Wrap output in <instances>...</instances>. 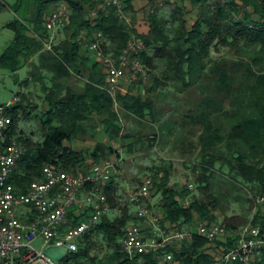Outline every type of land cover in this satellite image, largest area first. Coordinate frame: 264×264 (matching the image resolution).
<instances>
[{
  "label": "trees",
  "instance_id": "trees-1",
  "mask_svg": "<svg viewBox=\"0 0 264 264\" xmlns=\"http://www.w3.org/2000/svg\"><path fill=\"white\" fill-rule=\"evenodd\" d=\"M24 1L17 0L15 6L20 8ZM61 1L33 0L34 14L29 22L16 18L6 24L15 31V36L1 55L0 65L15 72L38 55V61L32 63V74L36 79L43 77V72L52 74V86L47 95L50 109L42 119V141H34L19 129L22 103H15L10 111L13 117L10 135L26 147L25 155L10 177L17 189L27 191L31 182L42 176L47 165L87 174L81 172V167L89 159L101 163L113 154L115 151L110 145L98 143L86 152L65 142L83 132L86 127L82 123L94 120L95 114L101 117L112 137L122 138L119 106L141 121L149 117L152 123H160V128L153 130L156 139L162 136L161 130L173 133L174 126H181L179 138L197 134L193 146L196 141L201 148V182H207L217 163H222L256 195L264 194V0L226 3L222 0H190L198 12L191 29L187 27L184 8L177 5L169 18L160 10L151 13L147 34L138 33L133 19L129 21L119 16L115 8L108 14L102 13L97 25L93 26L89 12L97 0H65L72 10L63 30L66 38L47 50L45 43L50 33L44 24L45 18ZM124 1L127 12L134 11V0ZM7 5L5 0H0V10ZM243 12L245 14L240 18ZM84 31L90 36L101 31L105 37L104 50L115 54H119L134 36L141 38L146 47L142 58L148 68L151 86L147 91L150 94L145 97L130 91L125 94L120 91L116 96L110 94L106 90V76L97 71L100 62L83 52V47H87L81 39ZM215 51L220 54L214 56ZM151 68L157 69L158 74L153 75ZM74 75L83 79V86L78 88L70 84ZM168 86L173 87L175 94L188 88H195L197 92V97L178 118V113L172 112L173 108H159L152 95ZM178 112L181 113V109ZM115 178L113 176L106 187V194L110 210L119 209L120 215L113 218L103 215L101 221L80 239L78 251L67 259L78 264L89 259L96 261L97 255H91L92 251L103 252L106 245L108 251L102 257L104 264H165L155 251L134 258L125 251L123 240L133 215L128 204L124 207L119 204ZM168 179L166 175L159 183L163 193L160 204L164 214L162 224L169 221L181 226L195 224L197 219L209 224L219 223L217 199L195 198L186 202L189 189L180 191L168 187ZM90 187L88 185V189ZM260 214L261 211L255 222ZM244 218L232 216L225 219L223 225L239 227ZM79 222L76 220L74 224ZM208 243L205 237L196 235L180 249L169 247L168 250L174 251L180 264H209L213 256L208 252Z\"/></svg>",
  "mask_w": 264,
  "mask_h": 264
},
{
  "label": "built area",
  "instance_id": "built-area-1",
  "mask_svg": "<svg viewBox=\"0 0 264 264\" xmlns=\"http://www.w3.org/2000/svg\"><path fill=\"white\" fill-rule=\"evenodd\" d=\"M168 1L154 0L149 5V14L164 8ZM112 8L119 16L129 21L132 19L127 16L124 0H97L89 12L92 25H97L101 14H108ZM71 13L69 3L62 0L46 16L44 24L50 33L45 43L47 50L55 46L57 34L68 25ZM81 39L100 62L107 80L106 90L113 96L122 90L123 83L149 79L148 68L142 58L146 47L141 38L134 36L119 54L104 50L105 37L101 31L91 36L84 31ZM15 103L14 100L8 104L0 103V264H78L67 258L78 251L84 234L110 211L106 187L120 171L118 161L106 159L87 174H75L47 165L42 176L33 180L27 191L17 189L10 177L25 155L26 147L10 135L13 124L10 111ZM88 185H91L89 189ZM154 185L153 177L148 176L131 196L140 205L137 218L145 219L153 230V235H146L139 225L128 226L123 244L131 258L155 251L162 263L180 264L174 251L168 248L177 249V245L192 241L199 235L205 237L210 247L216 250L209 264L264 263L263 193L256 196L259 208L254 209L245 225L228 228L220 223L197 221L167 230L162 226L161 216L143 203L151 195ZM75 206L91 211L78 224L69 220V212ZM260 211V217L255 222ZM39 238L44 241L43 250L34 246ZM49 246L67 247L68 254L60 262H54L44 253Z\"/></svg>",
  "mask_w": 264,
  "mask_h": 264
},
{
  "label": "rangeland",
  "instance_id": "rangeland-1",
  "mask_svg": "<svg viewBox=\"0 0 264 264\" xmlns=\"http://www.w3.org/2000/svg\"><path fill=\"white\" fill-rule=\"evenodd\" d=\"M5 1L8 3L7 7L0 10V57L15 36V31L7 28L6 24L16 18L25 19L29 22L28 19L34 14L33 0H25L22 2L20 8L15 6L17 0ZM153 1L149 0L148 7L146 5V7H138L134 11L127 12V16L131 17L133 22L137 24L143 17V19L148 20L149 16H146V14L150 15L149 5ZM177 5H181L184 8L187 27L190 29L197 20L198 12L193 6V13L196 17H186L187 5L185 0L180 1V4L177 0L168 1L166 6L160 9V13L169 18ZM244 14V12L241 13L239 17L242 18ZM65 38L66 33L64 31L59 32L55 45H59ZM224 51L225 49L222 50V53ZM83 52L91 59L93 58L92 52L87 47H83ZM213 54L214 56H218L220 52L215 51ZM37 61L38 55H35L26 61L25 66H22L15 72L0 65V103L8 104L13 100L16 103H22L24 108L20 112L19 129H23L24 133L32 137L34 141H42L44 135L42 119L45 112L50 108L47 98L49 92L47 90L52 86V74L43 72V77L36 79L32 74L34 72L32 63H36ZM91 62L89 64L93 66L94 64ZM98 70L104 74L102 66L97 68ZM151 73L153 75L158 74V70L151 68ZM73 77L72 86H75L76 83L80 84L79 87L83 86L81 84V82L84 84L83 79L77 75ZM148 80L143 83L140 81L123 83L122 87L127 88L128 91L134 94L145 97L150 94L147 91V87L151 86ZM175 93L176 91L173 90V87L168 86L152 93V95L159 108H165L166 110L173 108L172 112L178 113L176 114L178 118V116L188 109L189 103L197 97V92L195 88H188L181 94ZM117 107L122 126V138L112 137L101 122V117L95 114L94 120L88 121V125H85L86 129L78 134L82 136L81 139H78L77 135L69 141V144L73 148L76 147V150L80 149V151L86 152L93 150L98 143L113 147L115 152L106 159H116L118 161L120 171L115 175V181L119 187L118 200L122 207L127 206V204L129 205V210L133 215L129 225L137 224L145 229L147 221L136 217L140 205L138 202H134L131 196L133 192L139 190L143 181L148 176L154 178L156 186L152 189L151 195L143 200V203L149 205L154 211L163 214L160 206L163 200V193L159 187V183L166 175L169 178L168 187H174L180 191L185 188L189 189L190 193L186 197V202L192 201L195 198L206 200L210 198L217 199L219 205L216 213L218 214L220 224H223L225 219L238 215L245 217L244 222H239L241 223L240 226L245 225L250 220L254 209L259 208L256 201L257 195L249 185L236 179L231 174L228 166L217 163L212 174L210 173L209 180L201 182L200 176L202 170L199 166L201 148L197 145L196 141H194L195 145L193 146V140H197V134L190 135L191 139L186 137L184 139L179 138L182 134L180 132L181 126H174L176 129L173 133L168 134V130L164 132L161 130L162 136L156 139L153 130L154 128H160L158 125L160 123H152L149 117L147 120L141 121L134 116H129L119 106ZM180 109L181 113L178 112ZM95 164L98 165L100 163ZM93 165L85 164L81 167V172H88L94 167ZM207 185L209 187H206ZM107 214L113 218L120 215V210L112 209ZM34 246L38 250H43V239H37L34 242ZM107 251V246L104 245L103 252L92 251L91 253L93 256L97 255L96 261L89 259L81 264H104L102 257L105 256Z\"/></svg>",
  "mask_w": 264,
  "mask_h": 264
},
{
  "label": "crops",
  "instance_id": "crops-1",
  "mask_svg": "<svg viewBox=\"0 0 264 264\" xmlns=\"http://www.w3.org/2000/svg\"><path fill=\"white\" fill-rule=\"evenodd\" d=\"M180 1H182V0H177V2L180 4ZM148 3H149V0H134V2H133V4H134V9H136V8H138V7H142V6H145L146 7V5H147V7H148ZM185 3H186V5H187V8H186V11H187V13H186V17H196L195 16V14L193 13V5H192V3H191V1L190 0H185ZM191 6V7H190ZM142 15H143V13H142ZM146 16H149L148 14H146ZM143 17V16H142ZM254 17L255 18H258V15H254ZM140 18V17H139ZM144 18V17H143ZM142 18V20L140 19V21H138V24L136 23V22H134V24H135V28L137 29V31H138V33H141V34H147L148 32H149V30H150V25H149V19L148 20H145V19H143ZM197 19V18H196ZM196 22V21H195ZM194 25V24H193ZM193 26H191V28H192ZM190 28V29H191ZM73 78L74 77H72L71 78V81H70V84L71 85H73ZM81 84L83 85V82H81ZM79 83H76L75 84V87H78L79 88ZM50 90H47V92H49ZM123 94H125V93H127L128 92V90H127V88H125V87H122V91H121ZM48 104V103H47ZM49 108V107H48ZM50 109V108H49ZM98 121V120H97ZM88 121H86V122H83L82 124L85 126V125H88ZM80 135H78V139H81V137L82 136H80ZM69 141L70 140H67L65 143H66V145H68V146H72V145H70L69 144ZM74 149H76V147L74 148ZM77 150H80V149H77ZM93 160H88L87 161V163L86 164H88V165H92V164H94L93 166L95 167L96 166V164L94 163V162H92ZM94 167H92V169H90L89 171H88V173L89 172H91L92 170H93V168ZM118 185V184H117ZM118 187V186H117ZM88 189V188H87ZM118 190H119V187H118ZM83 197V196H82ZM156 213H158V215L159 216H161V218H162V221L164 220V215L163 214H160L159 212H157V211H155ZM90 213H91V211H88V210H83V209H81L80 207H78V206H75L74 208H72L71 210H70V212H69V220H70V222L72 223V224H74L75 223V221L76 220H78V221H82V220H84V219H86L89 215H90ZM136 217H137V213H136ZM146 222V221H145ZM186 224V223H185ZM185 224H182L181 226L179 225V227H182L183 225H185ZM162 226L165 228V229H167V230H172V229H174V228H176L177 227V224H172L171 222H169V221H166L165 223L163 222V224H162ZM144 229V228H143ZM144 232L146 233V235H153V230H152V227L151 226H148V224H147V222H146V224H145V229H144ZM183 245V244H182ZM182 245H177V249H180L181 247H182ZM209 246V249H208V252L210 253V254H212V253H215L216 252V250H215V248H213V247H210V245H208Z\"/></svg>",
  "mask_w": 264,
  "mask_h": 264
},
{
  "label": "water",
  "instance_id": "water-1",
  "mask_svg": "<svg viewBox=\"0 0 264 264\" xmlns=\"http://www.w3.org/2000/svg\"><path fill=\"white\" fill-rule=\"evenodd\" d=\"M44 253L48 258L58 263L68 254V248L62 246H49L44 249Z\"/></svg>",
  "mask_w": 264,
  "mask_h": 264
}]
</instances>
